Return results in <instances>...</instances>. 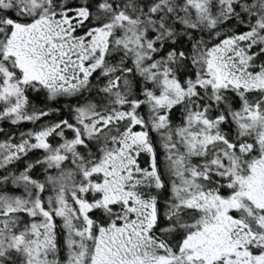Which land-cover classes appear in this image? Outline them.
I'll return each instance as SVG.
<instances>
[{
    "label": "snow or ice",
    "instance_id": "1",
    "mask_svg": "<svg viewBox=\"0 0 264 264\" xmlns=\"http://www.w3.org/2000/svg\"><path fill=\"white\" fill-rule=\"evenodd\" d=\"M0 264H264V0H0Z\"/></svg>",
    "mask_w": 264,
    "mask_h": 264
}]
</instances>
